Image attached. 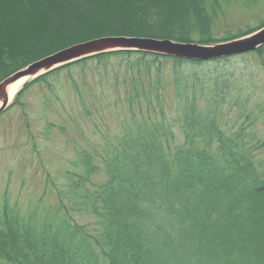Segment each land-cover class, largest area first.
<instances>
[{
	"label": "trees",
	"instance_id": "trees-1",
	"mask_svg": "<svg viewBox=\"0 0 264 264\" xmlns=\"http://www.w3.org/2000/svg\"><path fill=\"white\" fill-rule=\"evenodd\" d=\"M173 1L183 12L174 21L171 9H151L156 0H0V82L96 38L207 44L264 25L263 19L216 39L223 5L235 0ZM83 6L95 14L91 32L86 20L70 18ZM250 55L264 67V47L236 56ZM236 56L197 61L119 50L32 81L28 87H51L49 78L66 70L79 94L73 68L101 83L111 76L110 86L124 91L126 119L93 151L77 150L63 183L46 181L44 193L51 186L54 203L26 215L4 202L0 264H264V140L254 134L264 117V91L255 95L252 68L227 67Z\"/></svg>",
	"mask_w": 264,
	"mask_h": 264
},
{
	"label": "rangeland",
	"instance_id": "rangeland-1",
	"mask_svg": "<svg viewBox=\"0 0 264 264\" xmlns=\"http://www.w3.org/2000/svg\"><path fill=\"white\" fill-rule=\"evenodd\" d=\"M179 4L173 0H156L150 6L161 14L171 9L169 15L174 21L176 12L183 16ZM94 16L83 6L75 17L70 18L76 22L83 18L91 32L97 26ZM263 19L264 0H235L223 5V12L215 23L214 37L220 39L230 33L248 30L258 26ZM78 31L77 28L72 34L78 35ZM229 62L227 67L246 65L247 69L252 68L254 92L260 96L264 91V67L257 65L255 56H236ZM44 75L22 86L0 114V209L7 200L11 207L26 215L37 205L42 207L55 202L51 186L44 193L46 181L63 183L66 170L74 169L72 161L77 158V150L93 151L105 136L117 134L121 122L126 119L124 91L122 87L110 86L111 76L103 78L101 83L91 71L83 75L79 67H75L73 75L80 88L79 94L71 85L73 81L66 70L59 77L49 78L52 85L49 88L40 82L28 87ZM50 88L54 92H49ZM21 93L22 103L15 105ZM166 93L169 103L173 97L172 84H167ZM80 95L85 98L87 109L82 106ZM230 116L234 117L233 113ZM176 132L181 143L183 136L178 130ZM254 134L264 140V117L254 127ZM261 155H264V149ZM103 178L104 175L94 176V180Z\"/></svg>",
	"mask_w": 264,
	"mask_h": 264
},
{
	"label": "water",
	"instance_id": "water-1",
	"mask_svg": "<svg viewBox=\"0 0 264 264\" xmlns=\"http://www.w3.org/2000/svg\"><path fill=\"white\" fill-rule=\"evenodd\" d=\"M263 45L264 26L241 37L207 44L151 37L106 36L92 39L74 44L37 60L3 80L0 83V101L2 103L0 114L9 106L11 102L9 89L18 80L28 78L26 82L28 83L30 80L57 68L99 54L119 50H138L189 60L208 61L256 51Z\"/></svg>",
	"mask_w": 264,
	"mask_h": 264
},
{
	"label": "bare ground",
	"instance_id": "bare-ground-1",
	"mask_svg": "<svg viewBox=\"0 0 264 264\" xmlns=\"http://www.w3.org/2000/svg\"><path fill=\"white\" fill-rule=\"evenodd\" d=\"M28 81V78H23L18 80L15 84H13L10 89H9V94H10V101L13 99V97L16 95L19 89ZM1 101H0V106H1Z\"/></svg>",
	"mask_w": 264,
	"mask_h": 264
}]
</instances>
